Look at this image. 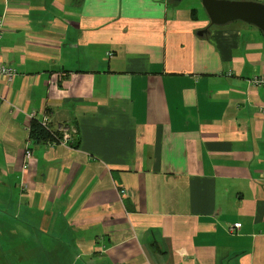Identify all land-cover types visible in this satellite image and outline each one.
<instances>
[{"label": "crops", "instance_id": "obj_1", "mask_svg": "<svg viewBox=\"0 0 264 264\" xmlns=\"http://www.w3.org/2000/svg\"><path fill=\"white\" fill-rule=\"evenodd\" d=\"M195 5L0 0V264H264V35Z\"/></svg>", "mask_w": 264, "mask_h": 264}, {"label": "water", "instance_id": "obj_2", "mask_svg": "<svg viewBox=\"0 0 264 264\" xmlns=\"http://www.w3.org/2000/svg\"><path fill=\"white\" fill-rule=\"evenodd\" d=\"M210 22L225 25L241 20L257 26L264 35V1L256 0H201ZM207 29L200 30V35Z\"/></svg>", "mask_w": 264, "mask_h": 264}, {"label": "built area", "instance_id": "obj_3", "mask_svg": "<svg viewBox=\"0 0 264 264\" xmlns=\"http://www.w3.org/2000/svg\"><path fill=\"white\" fill-rule=\"evenodd\" d=\"M4 26L5 25H4L3 16L0 15V42L3 38ZM17 73H18V70L16 67L8 65V64L0 63V76L7 78L9 82L14 79ZM250 83L256 87L264 88V74L254 75L250 79ZM257 110L260 114L264 115V104L259 105ZM30 117L31 119H34L36 118V115L33 113L31 114ZM42 123L45 124L46 126H49L48 121L46 119H43ZM51 131H52L53 138H54L52 141L60 142V143L67 142L71 137V133L75 132V130L70 131V128L66 126L58 127L57 131H54L52 129ZM27 154L30 155V152L27 151ZM261 176L264 178V170H262ZM240 226L241 224L239 222L238 223H228L227 228L230 232H234L236 229H239Z\"/></svg>", "mask_w": 264, "mask_h": 264}, {"label": "trees", "instance_id": "obj_4", "mask_svg": "<svg viewBox=\"0 0 264 264\" xmlns=\"http://www.w3.org/2000/svg\"><path fill=\"white\" fill-rule=\"evenodd\" d=\"M28 130L29 138L36 142L54 139L50 127L37 118L31 119Z\"/></svg>", "mask_w": 264, "mask_h": 264}, {"label": "rangeland", "instance_id": "obj_5", "mask_svg": "<svg viewBox=\"0 0 264 264\" xmlns=\"http://www.w3.org/2000/svg\"><path fill=\"white\" fill-rule=\"evenodd\" d=\"M174 1V0H172ZM182 4H196L195 6L198 7L199 11L198 13L201 15L207 14V11L205 10L204 6L202 5L201 0H181ZM208 15V14H207ZM242 22V21H240Z\"/></svg>", "mask_w": 264, "mask_h": 264}]
</instances>
